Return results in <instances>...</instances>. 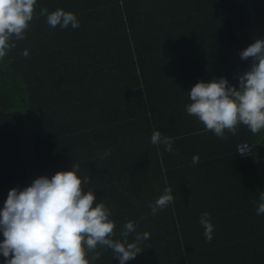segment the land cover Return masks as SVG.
Segmentation results:
<instances>
[{
	"label": "trees",
	"instance_id": "obj_1",
	"mask_svg": "<svg viewBox=\"0 0 264 264\" xmlns=\"http://www.w3.org/2000/svg\"><path fill=\"white\" fill-rule=\"evenodd\" d=\"M41 8L73 12L80 26L52 28ZM259 38L264 0H37L26 39L0 61V208L11 189L77 162L96 188V202L111 210L116 239L130 220L153 228L142 246L155 244V253L142 247L127 264H264V215L251 217L255 230L238 237L219 232L236 213L212 216L213 239L206 240L198 211L204 183L197 181L220 164L192 163L194 152L215 143L223 150L232 141L240 157L237 144L264 132L241 125L235 136L215 140L213 133L204 142V126L185 110L201 80L225 77L238 87L251 66L240 52ZM156 130L172 138L173 153L151 143ZM180 155L185 166L169 164ZM165 187L174 202L153 216L148 205ZM223 197L233 200L234 193L219 188L217 199ZM99 251L94 264H119L110 249Z\"/></svg>",
	"mask_w": 264,
	"mask_h": 264
},
{
	"label": "clouds",
	"instance_id": "obj_2",
	"mask_svg": "<svg viewBox=\"0 0 264 264\" xmlns=\"http://www.w3.org/2000/svg\"><path fill=\"white\" fill-rule=\"evenodd\" d=\"M36 6L37 0H0V61L17 46V41L26 39ZM39 15L45 16L52 28L80 26L75 13L62 8L51 13L41 8ZM22 54L27 57L29 51L25 49ZM240 57L251 59V66L238 76V87L221 77L201 80L188 92L187 114L219 139H227L225 132L235 136L241 125L252 134L264 132V38L242 50ZM151 143L173 151L172 138L158 130L153 131ZM238 151L244 155L250 149ZM199 162V155L193 156L192 163ZM90 179L80 175V165L75 162L72 170L40 176L22 190L11 189L0 208V232L4 237L0 255L5 258L4 264H94L102 255L99 249H110L119 264H127L141 254L142 243L151 234L137 232L136 222L130 220L116 239L112 212L104 200L96 202V188L89 187ZM259 198L256 214L264 215V191ZM173 202L172 188L165 187L148 206L155 216ZM200 224L206 240L211 242L214 225L210 213L201 214ZM131 234L135 235L130 242Z\"/></svg>",
	"mask_w": 264,
	"mask_h": 264
},
{
	"label": "crops",
	"instance_id": "obj_3",
	"mask_svg": "<svg viewBox=\"0 0 264 264\" xmlns=\"http://www.w3.org/2000/svg\"><path fill=\"white\" fill-rule=\"evenodd\" d=\"M202 132L204 142L208 139L209 136L213 137L212 132L204 130H202ZM214 139L217 140L218 137L215 136ZM253 143L256 149L255 154L252 157L247 158L233 155L236 152L234 151V147H232V141L231 143H229V145L224 146L223 150L222 147L219 146V143H215L210 149H206L204 154L194 152L200 157L199 163H203L205 167L211 169L213 167L212 164L214 160H217V163H215L216 166L220 164V166L217 167L213 172L215 175L211 177L201 178L197 181V183L199 184L204 183L203 188L198 192L199 194L201 193V191L204 192L198 199V211L203 210L204 212L210 213L211 217H215V215H217V217H224L226 211L236 213V215L230 217L234 220L230 221L229 224L226 223L225 226H219V232L227 234L232 233L235 234L236 237H238L242 232H245L247 229H251V232L255 230L254 226L253 228H251V226L248 225V220L251 217L259 216L255 214V211L258 204L260 203V192L264 191V134H261L260 137H258ZM157 146L159 150H161L162 146L164 147V145L162 144ZM172 148L174 151V144H172ZM227 148L228 151H225ZM230 155L233 156V160H237L240 163L233 164L231 160L228 159ZM179 157L183 159L181 155L177 158ZM175 159L172 157L169 164H181L185 166L184 159L179 161H175ZM246 167L255 168V172L248 173L249 169ZM166 170L167 169H165L163 163H161L160 171L163 173V175H165ZM240 173L243 175L229 177V175H238ZM223 187L227 188L228 191L230 190L234 193L233 200H225L224 197L222 199H217L218 190L219 188ZM227 202H229L230 204L228 205L229 207L225 208V206H227ZM234 203H236L237 205L240 204L241 206L239 205V207H234L236 206ZM259 219H263V215L260 216ZM150 228L152 227L138 226L137 232L150 233ZM237 240L239 241L238 238ZM142 247L154 253L157 249V246L151 243L149 245H147L146 243ZM139 256L142 255L139 254Z\"/></svg>",
	"mask_w": 264,
	"mask_h": 264
},
{
	"label": "built area",
	"instance_id": "obj_4",
	"mask_svg": "<svg viewBox=\"0 0 264 264\" xmlns=\"http://www.w3.org/2000/svg\"><path fill=\"white\" fill-rule=\"evenodd\" d=\"M247 148H249L250 151L245 153L244 155H241L240 151H238V149L239 150H246ZM236 150L240 154V156H242V157H250V156H253L255 154V147H254L253 143H251L248 140L240 141L237 144V149Z\"/></svg>",
	"mask_w": 264,
	"mask_h": 264
}]
</instances>
